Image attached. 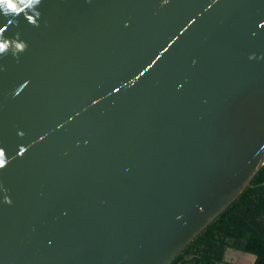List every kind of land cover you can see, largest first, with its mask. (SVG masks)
<instances>
[{
	"label": "water",
	"instance_id": "1",
	"mask_svg": "<svg viewBox=\"0 0 264 264\" xmlns=\"http://www.w3.org/2000/svg\"><path fill=\"white\" fill-rule=\"evenodd\" d=\"M15 2L0 264H168L264 163V0Z\"/></svg>",
	"mask_w": 264,
	"mask_h": 264
},
{
	"label": "trees",
	"instance_id": "2",
	"mask_svg": "<svg viewBox=\"0 0 264 264\" xmlns=\"http://www.w3.org/2000/svg\"><path fill=\"white\" fill-rule=\"evenodd\" d=\"M250 183L212 227L168 264H235L224 257L228 247L253 253L251 264H264V163Z\"/></svg>",
	"mask_w": 264,
	"mask_h": 264
},
{
	"label": "rangeland",
	"instance_id": "3",
	"mask_svg": "<svg viewBox=\"0 0 264 264\" xmlns=\"http://www.w3.org/2000/svg\"><path fill=\"white\" fill-rule=\"evenodd\" d=\"M224 257L235 264H251L252 261V257L250 255L244 253H236L232 250H226L224 253Z\"/></svg>",
	"mask_w": 264,
	"mask_h": 264
},
{
	"label": "clouds",
	"instance_id": "4",
	"mask_svg": "<svg viewBox=\"0 0 264 264\" xmlns=\"http://www.w3.org/2000/svg\"><path fill=\"white\" fill-rule=\"evenodd\" d=\"M28 4L38 3V0H27ZM0 9H4L5 11H19L17 8L15 0H0ZM3 49V45H0V50Z\"/></svg>",
	"mask_w": 264,
	"mask_h": 264
},
{
	"label": "flooded vegetation",
	"instance_id": "5",
	"mask_svg": "<svg viewBox=\"0 0 264 264\" xmlns=\"http://www.w3.org/2000/svg\"><path fill=\"white\" fill-rule=\"evenodd\" d=\"M229 261V260H228Z\"/></svg>",
	"mask_w": 264,
	"mask_h": 264
}]
</instances>
